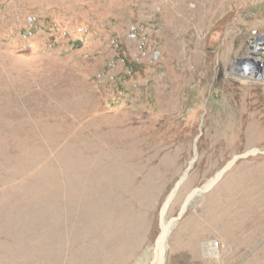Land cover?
Segmentation results:
<instances>
[{"label": "rangeland", "instance_id": "rangeland-1", "mask_svg": "<svg viewBox=\"0 0 264 264\" xmlns=\"http://www.w3.org/2000/svg\"><path fill=\"white\" fill-rule=\"evenodd\" d=\"M262 33L264 0H0V264H153L164 221L162 264H264V79L231 72ZM128 124L131 233L55 256L69 165Z\"/></svg>", "mask_w": 264, "mask_h": 264}, {"label": "bare ground", "instance_id": "bare-ground-1", "mask_svg": "<svg viewBox=\"0 0 264 264\" xmlns=\"http://www.w3.org/2000/svg\"><path fill=\"white\" fill-rule=\"evenodd\" d=\"M239 61L240 62L234 64L231 70L232 73L242 75L243 79L256 78L252 79L255 81L264 79V71L261 67L263 66V64L258 59L256 60L257 63H254V61H252L249 57H244ZM85 125L86 126L84 128V134L85 136H90L91 131H93V129L90 125ZM136 137L138 138V135H136L134 126H130L129 124L125 129L120 128L111 130L108 134L104 133L102 143H99L97 148L95 147V149L92 150V153H97L96 157L94 158V165H90V162L92 160V158H90L91 156H87L84 160L85 164L87 163V165H85L87 166L85 169L80 168L79 170H76L74 166H72V164L69 165L67 172V217L65 218L64 226L63 228L59 227L58 220L55 214H53V217L50 221V237L52 240L51 247H53L52 250L55 256L58 255V252L60 251L62 245L66 246L69 249H72V252L70 251L71 253H73V250H80L84 246L87 247L88 250H95V248L97 247L89 248L94 243L92 245L89 243L93 239H95V230L97 227L98 229L100 227L101 230L99 229L100 232L99 235L97 234L96 238L98 239V245L102 246H104V241L107 240L105 237L107 232L116 233V235H118L119 240H121L122 237L125 235L123 233H131V216L133 219L134 215H132L133 213L130 211V216L129 214H127L128 212L126 210H128L127 208H130L129 206L132 205V200L136 198L139 193L141 194V191L143 192V188L142 186H139V188H141V191L140 189L136 188V172L132 173V171H129L127 174L128 168L126 169V165L140 162V160L145 161V163H149L151 161L150 157L148 158L146 152H143L139 156L133 155V147L136 146ZM143 141L144 139L142 140V142ZM143 144L147 148V150L145 151L150 154V151H153V144L149 141H146ZM85 154L87 155V153ZM232 162L233 161H231L224 168L219 170L216 175L209 179L203 186L193 189L188 194L186 201L182 207V211L185 210L188 203L193 198L195 200L198 195H201L204 191L209 188L210 184H214L221 176V174H223V172L230 165H232ZM186 173L187 171L182 175L181 179L185 177ZM119 186H122L121 189H123L124 191H119L118 195V191H116V188ZM176 186L177 185H175L172 192L166 198V201L163 206L164 210L168 207V204L171 201V197L175 192ZM123 198H129V204L125 205L127 207H125L122 203L124 201L120 202ZM55 208L56 205L54 204V211H56ZM104 220L106 221L103 223ZM113 220L119 221V223L117 224L118 226L115 222H113ZM170 227V222H163L161 233L158 236L155 245L143 250L142 257L145 255L151 256V254L153 253L154 255H156L153 264L163 263V252L165 250L166 239ZM81 252L85 253L87 252V250H83ZM74 257H76V255L72 258ZM76 261H78V258Z\"/></svg>", "mask_w": 264, "mask_h": 264}, {"label": "built area", "instance_id": "built-area-1", "mask_svg": "<svg viewBox=\"0 0 264 264\" xmlns=\"http://www.w3.org/2000/svg\"><path fill=\"white\" fill-rule=\"evenodd\" d=\"M245 57H249L254 63H257L256 60L258 59L263 64L261 67L264 71V33L256 35L249 40V49Z\"/></svg>", "mask_w": 264, "mask_h": 264}, {"label": "water", "instance_id": "water-1", "mask_svg": "<svg viewBox=\"0 0 264 264\" xmlns=\"http://www.w3.org/2000/svg\"><path fill=\"white\" fill-rule=\"evenodd\" d=\"M191 165H192V164H190V167H191ZM190 167H189V168H190ZM186 175H187V173H186ZM186 175H185V177H184L183 179H180V180L178 181L177 186H176V189H175V192L173 193L172 197H173L174 194L176 193V191H177V189L179 188L180 184H181V183L184 181V179L186 178ZM172 197H171V199H172Z\"/></svg>", "mask_w": 264, "mask_h": 264}]
</instances>
